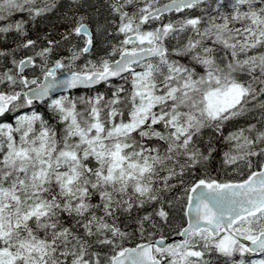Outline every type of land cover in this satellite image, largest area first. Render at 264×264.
Segmentation results:
<instances>
[{
	"label": "snow or ice",
	"instance_id": "6c2138e0",
	"mask_svg": "<svg viewBox=\"0 0 264 264\" xmlns=\"http://www.w3.org/2000/svg\"><path fill=\"white\" fill-rule=\"evenodd\" d=\"M6 115L0 264L264 255V0H0Z\"/></svg>",
	"mask_w": 264,
	"mask_h": 264
},
{
	"label": "trees",
	"instance_id": "16d2710c",
	"mask_svg": "<svg viewBox=\"0 0 264 264\" xmlns=\"http://www.w3.org/2000/svg\"><path fill=\"white\" fill-rule=\"evenodd\" d=\"M225 5H230L231 0H223ZM19 18V17H16ZM33 36H35V33H32ZM6 47H10L11 46V38H9V42L5 45ZM121 81L117 80V81H113V84H119ZM95 91H100V92H108L110 94V90L107 89L104 85L97 87L96 89L92 90V91H88V90H78V94L80 95H92L94 94ZM37 108L41 111L45 112V116L46 118L50 119V116L48 115V113L46 112V110L43 108L42 105H37ZM0 121L3 122H11V116L10 115H6L5 117L0 118ZM50 122L55 123L54 121ZM230 130V128H225V134H227V132ZM221 148H226V145L220 144ZM215 167V165H214ZM251 264V263H250Z\"/></svg>",
	"mask_w": 264,
	"mask_h": 264
},
{
	"label": "rangeland",
	"instance_id": "374dc122",
	"mask_svg": "<svg viewBox=\"0 0 264 264\" xmlns=\"http://www.w3.org/2000/svg\"><path fill=\"white\" fill-rule=\"evenodd\" d=\"M259 259H264V255L261 256V257H257V258H255L254 260L256 261V260H259Z\"/></svg>",
	"mask_w": 264,
	"mask_h": 264
}]
</instances>
